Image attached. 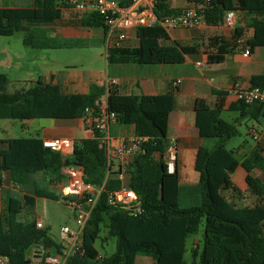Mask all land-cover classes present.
Instances as JSON below:
<instances>
[{
	"label": "trees",
	"instance_id": "1",
	"mask_svg": "<svg viewBox=\"0 0 264 264\" xmlns=\"http://www.w3.org/2000/svg\"><path fill=\"white\" fill-rule=\"evenodd\" d=\"M119 1L129 5L132 0ZM64 8H71L69 0H32L26 7H0V36L22 32L23 44L38 50L85 46L82 40L51 37L41 28L59 21ZM180 10L169 0H157L155 7L158 17ZM228 11L250 15L246 27L253 33L244 44L237 41L244 37L245 27L235 28L230 40L216 36L207 45H184L171 41L165 29L153 25L136 30V47L110 49L107 63L181 65L202 49L208 64H219L237 50L264 48V0H212L205 19L218 24ZM81 23L102 28L105 34L104 18L98 14H88ZM7 83V76L0 73V119H78L85 116L87 108L99 114L106 103L107 111L117 115V122L133 126L135 134L149 138L130 163L126 178L140 202L139 212L108 205L107 193L120 188L121 183L117 173L111 172L106 150L97 137L76 141L71 155L44 147L40 137L0 139V150L5 145L7 151L0 158V176L9 172L12 183L4 201L0 191V259H6L7 264H30L38 248L58 254L65 248L48 229L38 228L33 216L38 198L59 199L50 185L64 181L61 169L69 166L81 167L84 181L103 190L83 232L84 254H71L65 264H135L137 256L149 257L154 264H184L187 238L198 231L203 220V246L194 248V264H264V183L253 175L256 169L264 173V156L259 148L247 157L227 148V142L238 134L235 124L221 118L227 92H217L219 99L213 108L203 99L195 102L199 135L216 138L217 143L210 149H198L195 170L199 181L182 186L177 170L169 173L165 160L169 146L166 126L175 102L172 93L125 95L115 87L106 90L98 85L87 94L65 93L60 85L39 77L27 88L7 94L3 93ZM251 84L264 88V75L251 77ZM254 105L264 111L263 105ZM249 106L253 105L237 101L229 110L243 112ZM239 167L245 171L252 204L236 202L244 198L232 180ZM106 221L108 236L115 237L117 245L114 254L101 257L95 243ZM29 248L33 252L27 256Z\"/></svg>",
	"mask_w": 264,
	"mask_h": 264
},
{
	"label": "crops",
	"instance_id": "2",
	"mask_svg": "<svg viewBox=\"0 0 264 264\" xmlns=\"http://www.w3.org/2000/svg\"><path fill=\"white\" fill-rule=\"evenodd\" d=\"M169 3L172 7L182 10L188 7H199L202 5V0H169ZM235 12L236 20L233 28L226 27L222 21L218 24H213L205 19L194 28L171 32V41L180 42L184 45H207L208 41L216 36H222L230 40L233 37L235 28L245 27L244 37L237 41L239 45L244 44L253 33L251 28L246 27V21L250 18V15L245 12ZM85 16L87 15H81L72 8H64L59 21L55 24L43 25L41 28L51 37L67 40H82L86 43L84 47H90L94 45L93 40L98 39V42H100L101 39L102 42L104 31L102 28H99L102 34L94 33L95 28L83 27L81 21ZM61 23H67V25L60 26ZM133 37L136 40V45L132 46L136 47L138 45V39L134 32L130 34L129 39ZM243 52V50H237L234 53H230L219 64H208L206 54L201 49L198 53L188 56L185 63L181 65L149 66L137 63H118L113 64L116 65L113 71L114 75L108 72L103 78L90 75L78 77L70 74L58 76L53 72H50L48 78H42L46 83L52 81V83L60 85L65 93L87 94L91 91L93 85L104 87L106 90L115 87L121 94L125 95L140 96L142 94L160 95L172 93L175 99L174 109L169 114L166 134L169 141L174 140L177 143L178 162L176 170L180 178V184L182 186H189L199 181V173L195 170L198 149L200 147L210 149L217 143L216 138H204L199 135L194 110L196 100L203 99L213 108L219 99L217 92H227L228 96L224 98L223 111L229 110V106L237 102L233 97L229 96V91L234 83L240 82L243 86L249 87L252 86L251 77L264 75V48H256L248 56H245ZM199 61H206L207 66L204 68L197 67L196 62ZM112 80H116L117 84L111 85L110 82ZM178 80H180L179 83L177 82ZM103 106H106V103ZM233 112L238 114V117H236V127L241 120L242 123H249L247 126L248 134L253 129L259 133V140L253 139V144H242L236 149L238 155L247 157L253 150L259 148L264 156V111L259 110L257 105H253L249 106L243 112L237 110H233ZM34 120L37 119L27 120L25 124L30 125ZM40 120L47 121L41 126L36 135L29 137H40L43 140L70 138L75 142L92 138V133L82 118L69 120L45 118ZM132 134H135L133 126L122 125L119 122L112 123L111 125L110 136L113 146H116L122 137ZM4 146L0 150V158L7 152ZM111 170V172H115L116 168L112 167ZM66 171L67 168L61 169V174L66 179V183H63L64 185L68 183ZM253 175L261 179L264 183L263 172L256 169L253 171ZM244 178L245 171L241 167L232 175L234 184L243 194L246 193ZM51 185L50 190L53 192L56 188ZM11 188L10 174L9 172H5L0 176L2 201L5 199L6 191ZM58 192L60 193L59 190ZM39 199L44 198H38L36 200L35 210L37 209ZM58 201L64 204L60 199V195ZM64 206L66 205L64 204ZM39 215L40 213L37 212L36 215L34 213L33 217L37 222L40 221L44 225ZM44 228L48 229L51 236L50 227H45L44 225ZM195 248L199 249V245L197 244ZM36 251L42 252L40 248L35 249L32 253V261L30 264H40V258L34 255V253H37ZM135 264H154V262L149 257L137 256Z\"/></svg>",
	"mask_w": 264,
	"mask_h": 264
},
{
	"label": "built area",
	"instance_id": "3",
	"mask_svg": "<svg viewBox=\"0 0 264 264\" xmlns=\"http://www.w3.org/2000/svg\"><path fill=\"white\" fill-rule=\"evenodd\" d=\"M212 0H202L199 7H188L176 14L158 17L155 12L157 0H132L129 5H122L119 0H69L70 7L81 15L98 14L104 18L105 34L104 45L106 52L110 49L125 47V42L131 33L141 27L159 25L169 34L176 30L191 29L205 20L206 9ZM236 12L228 11L223 17L226 27L235 26ZM244 55L250 54L249 49ZM196 66L204 68L206 61L196 62ZM178 83L180 80L177 81ZM111 85L117 81L112 80ZM229 96L246 105L261 104L264 107V88L258 86L245 87L235 82L229 91ZM90 129L92 137H97L104 146L107 162L110 168L115 167L116 179L121 187L107 193V202L110 206H122L128 210H140L137 195L127 186V171L132 160L143 151L144 144L149 138L137 134L127 135L120 139L116 146L111 143L110 129L112 123L117 122V115L109 113L106 106H102L99 114L95 115L93 109L87 108L82 118ZM98 133V135H96ZM254 140H259V133L254 129L250 131ZM44 147L58 151L63 155H71L74 151L75 141L70 138H55L43 141ZM166 164L169 173L177 169L178 154L177 143L169 141ZM67 168L68 183L60 190L61 201L74 213L75 226L61 227V242L65 248L61 253L41 252L40 261L43 264H65L68 257L77 253L84 254L83 232L86 223L97 204L103 188H97L84 181L81 167L69 166ZM38 228H44L42 222H37ZM0 264H7V260L0 259Z\"/></svg>",
	"mask_w": 264,
	"mask_h": 264
},
{
	"label": "rangeland",
	"instance_id": "4",
	"mask_svg": "<svg viewBox=\"0 0 264 264\" xmlns=\"http://www.w3.org/2000/svg\"><path fill=\"white\" fill-rule=\"evenodd\" d=\"M32 0H0V7H26L31 5ZM67 25L61 23L60 26ZM94 33L102 34L99 28L94 29ZM99 40H93L94 45L90 47L76 46L63 49H34L23 44V33L18 32L13 36H0V73L5 74L8 83L3 89V93L12 94L23 88L30 86L39 77L48 78L50 72L58 76L73 75L78 77L97 76L105 77L108 72L114 75L116 65L107 64L106 46ZM125 47H135L136 40L133 37L125 43ZM238 114L231 110L222 111L221 118L235 124ZM47 120H34L32 124H25V121L18 119H0V139L21 138L36 135ZM249 123L241 122L237 125L238 134L231 138L226 146L228 149L236 150L242 144H253V138L248 134ZM170 146V145H169ZM168 146V148H169ZM168 151V150H167ZM167 151L165 159L167 158ZM67 172V171H66ZM40 177H42L40 175ZM64 181L52 184L56 190L53 191L59 197L60 191L65 185ZM64 185V186H63ZM5 191V190H4ZM3 191V194H4ZM243 199L237 200L240 205L252 204L249 193L243 194ZM39 212L45 227H50L51 236L57 241H61V227L69 225L74 227V213L58 200L39 199L36 213ZM32 218V216H27ZM108 224H102L100 236L95 243L101 257H109L116 251L117 239L108 236ZM204 220L199 225L198 231L187 238L186 251L184 253V264H194V248L199 245V250L203 246ZM63 243L64 242H60ZM198 261V258H197Z\"/></svg>",
	"mask_w": 264,
	"mask_h": 264
},
{
	"label": "water",
	"instance_id": "5",
	"mask_svg": "<svg viewBox=\"0 0 264 264\" xmlns=\"http://www.w3.org/2000/svg\"><path fill=\"white\" fill-rule=\"evenodd\" d=\"M33 252V248H29L27 251V256H30V254ZM37 253H34L35 256H37L38 258H40L41 253L39 251H36Z\"/></svg>",
	"mask_w": 264,
	"mask_h": 264
}]
</instances>
